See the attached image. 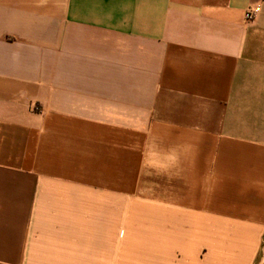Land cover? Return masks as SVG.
Listing matches in <instances>:
<instances>
[{"label": "crops", "instance_id": "obj_1", "mask_svg": "<svg viewBox=\"0 0 264 264\" xmlns=\"http://www.w3.org/2000/svg\"><path fill=\"white\" fill-rule=\"evenodd\" d=\"M0 264H264V0H0Z\"/></svg>", "mask_w": 264, "mask_h": 264}, {"label": "built area", "instance_id": "obj_2", "mask_svg": "<svg viewBox=\"0 0 264 264\" xmlns=\"http://www.w3.org/2000/svg\"><path fill=\"white\" fill-rule=\"evenodd\" d=\"M260 11V7L257 6L255 8H249L247 11H246V14H245V18L247 20H251L254 18V16Z\"/></svg>", "mask_w": 264, "mask_h": 264}]
</instances>
